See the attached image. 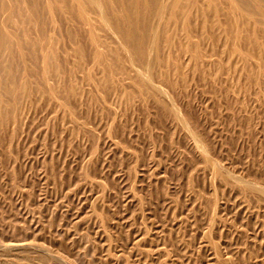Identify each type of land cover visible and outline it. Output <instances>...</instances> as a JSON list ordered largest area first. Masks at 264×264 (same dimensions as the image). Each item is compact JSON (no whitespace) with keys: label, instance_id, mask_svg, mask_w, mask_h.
I'll list each match as a JSON object with an SVG mask.
<instances>
[{"label":"rangeland","instance_id":"374dc122","mask_svg":"<svg viewBox=\"0 0 264 264\" xmlns=\"http://www.w3.org/2000/svg\"><path fill=\"white\" fill-rule=\"evenodd\" d=\"M205 7L189 39L160 40L165 109L122 54L106 76L62 42L70 90L33 93L0 133V242L70 264H264V194L246 187L264 189V6L252 23Z\"/></svg>","mask_w":264,"mask_h":264},{"label":"bare ground","instance_id":"6f19581e","mask_svg":"<svg viewBox=\"0 0 264 264\" xmlns=\"http://www.w3.org/2000/svg\"><path fill=\"white\" fill-rule=\"evenodd\" d=\"M261 3L264 4V0H0V133H5L9 122L16 121L20 110L24 109L26 101L33 93L46 96L49 94L52 98H56L54 95H60L61 98L63 90H70L73 71L66 68L68 65L65 62L68 59L63 56L62 59L60 53L64 40L68 41V46L71 45L74 53L72 55L76 54L80 60L85 61V53L90 52L93 62L106 76H110L114 67L119 66L116 54H122L123 58H127L136 67V72L133 71L135 67L132 71L136 74L134 80L141 92L148 94L149 98L152 97L156 101L154 102L162 107L165 103L164 91L160 86L153 84L152 78L156 75V70L153 71L157 66L159 48L162 46L160 40L170 34V28L182 25L179 29L182 28L189 39L192 17L198 14L195 12H203L206 4L208 6L205 7V12L212 9L218 11V7L226 6L229 14L238 16L234 17L236 21L240 15L247 22H251L256 14L252 9L264 6ZM241 8L244 10L243 14L239 12ZM260 13L258 15H261L264 27V8ZM233 21L235 22L234 19ZM120 66L118 70L123 69V66ZM76 67L80 68L78 65ZM116 72L118 74V71ZM91 74H87L89 80L95 76ZM64 77L65 87L61 84ZM51 80H54L53 84L50 83ZM64 98L66 100V97ZM169 110L167 109V112ZM168 114L177 122L180 121L179 115L173 109ZM189 133L197 137L196 134ZM196 142L204 151L201 143H198L201 141L196 139ZM212 166L217 173H221L216 165L212 163ZM252 185L247 184V189L256 192V195L264 194L263 188ZM1 218L0 213V221L3 220ZM6 223L8 225V222ZM27 242H0V264L71 263L59 256L52 259V255L46 253L48 251L44 252L37 245L34 247L35 245H29Z\"/></svg>","mask_w":264,"mask_h":264}]
</instances>
